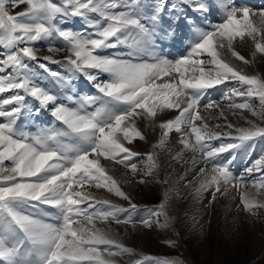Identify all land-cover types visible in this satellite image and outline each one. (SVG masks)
Listing matches in <instances>:
<instances>
[{
  "label": "snow or ice",
  "instance_id": "6c2138e0",
  "mask_svg": "<svg viewBox=\"0 0 264 264\" xmlns=\"http://www.w3.org/2000/svg\"><path fill=\"white\" fill-rule=\"evenodd\" d=\"M45 47L52 55H39ZM258 57L264 0H0V264H187L139 252L118 230L170 232L162 243L178 248L183 189L198 206L184 211L198 238L222 198L238 196L235 210L255 226L264 152L238 174L233 162L264 141V75L234 61ZM165 113L176 114L158 121ZM139 121L160 129L146 152ZM162 153L189 167L173 179ZM123 185L159 186V202L140 205Z\"/></svg>",
  "mask_w": 264,
  "mask_h": 264
},
{
  "label": "rangeland",
  "instance_id": "374dc122",
  "mask_svg": "<svg viewBox=\"0 0 264 264\" xmlns=\"http://www.w3.org/2000/svg\"><path fill=\"white\" fill-rule=\"evenodd\" d=\"M249 3L253 6L260 7L262 0H249ZM25 7V5L21 4L14 11L19 12ZM236 50L246 58L251 59L250 54L253 49L250 44H238L236 46ZM173 54L179 55L180 53L173 52ZM39 55L44 56L52 54L49 53L45 47L41 49ZM63 56L64 53H60L56 55L55 58L62 59ZM234 62L245 68V70L250 74L260 72L262 75H264V58L258 57L257 62L253 67L245 66L240 61ZM51 67L53 69L59 68L58 65H51ZM225 90V86H220L218 89L209 90L210 98L212 100L221 101ZM225 112H228L226 108ZM245 115L248 116L249 119H255L248 113H245ZM45 119H49V117H45ZM159 119L166 120L169 118L165 117V115H162L158 117V121ZM229 120H231L233 123L243 124L242 120H239L238 117H234L232 115H229ZM212 122L214 123L215 121ZM150 130L155 133V136L159 135L157 133H160V129L158 127L156 129L151 127ZM171 134L172 137L170 138L168 148L172 150V153H175L174 146L170 144L173 141L179 139V134ZM158 137L159 136H156L154 139H148L147 145L144 142L145 145L143 144L141 152L148 151L151 143H154ZM261 152H264V141H258L254 147L245 148L237 152L233 162V171L237 174L242 172L245 167L250 166L251 162L255 160L261 154ZM190 155L191 153H186L185 159H189L191 157ZM160 158L167 171L173 172L179 168V166L181 167L179 163L171 160L170 155L162 153ZM137 162L139 163V161ZM188 166L189 165L185 164L184 168H187ZM109 168L111 169L110 174H112L118 180L124 181L128 179V176L130 175L127 174V170L121 166L111 164ZM180 173L182 172L174 173L173 179H175V176ZM123 186L125 187L126 191L131 192L134 197V201L140 205L151 206L159 202V186L152 187L151 190L146 189L143 186ZM93 191L95 190L93 189ZM102 191L103 190H101V192ZM187 191L188 190L183 189L186 198L177 205L178 215H180L182 218L178 223L177 228L181 231L183 237L180 239L178 248H169L167 245L162 243L164 239L168 238L172 234L170 232L165 233L159 230H140L137 232L130 230V232L127 233V238H123L124 242L136 248L139 252L147 255L158 257L181 256L187 261V264H264V234H262V229H264V216H261V218L255 222V226H253V223L247 218L245 214L239 213L235 210V204L239 203L238 196L235 201H232L230 198H222L215 205L214 213L211 214V226L210 231L207 232V238L200 239L198 238V232L192 231L188 227L191 222L190 217L184 216L185 209H187L190 213L199 215V213L196 212V208L198 206H193L191 197L187 195ZM104 195L108 194L104 193ZM109 198L116 203H125L116 197ZM230 205L231 209L229 207ZM208 219L209 217L206 215L204 217L206 229L208 228ZM236 228H238V232L235 231ZM128 259L130 258L125 257L126 261Z\"/></svg>",
  "mask_w": 264,
  "mask_h": 264
},
{
  "label": "bare ground",
  "instance_id": "6f19581e",
  "mask_svg": "<svg viewBox=\"0 0 264 264\" xmlns=\"http://www.w3.org/2000/svg\"><path fill=\"white\" fill-rule=\"evenodd\" d=\"M262 4V3H261ZM216 98V97H215ZM176 113H165L164 115H165V117H168V118H173L174 117V115H175ZM160 120V119H159ZM138 126L140 127V129H141V131L144 133V135L146 136V138H147V140L148 139H151V138H156V136H159L160 135V133H157V134H159V135H156L155 136V133L154 132H152L150 129H151V127H149V126H147L146 127V122H144V121H139L138 122ZM156 129V128H155ZM172 134H170V138L172 137L171 136ZM159 138V137H158ZM174 142V143H173ZM170 145H172V146H174V150H175V152L176 151H178L179 150V148H180V145L178 144V139L177 140H175V141H173ZM143 144H144V142L143 141H137L136 142V145H137V149L139 150V151H142V147H143ZM146 144V143H145ZM144 144V145H145ZM150 144V143H149ZM147 145V144H146ZM175 148H177V149H175ZM144 149V148H143ZM191 156V155H190ZM109 166L111 165V163H109V162H106ZM189 167V166H188ZM114 168H116V167H114ZM186 168H184V166L183 167H180L179 166V168H177L176 170H174L173 171V174L174 173H177V172H183L184 170H185ZM147 198H149V197H147ZM118 230L120 231V233H121V235H122V237L123 238H127V236H128V232H130V230L131 229H127V231H125V228L123 227V226H119L118 227ZM132 233V232H131Z\"/></svg>",
  "mask_w": 264,
  "mask_h": 264
}]
</instances>
